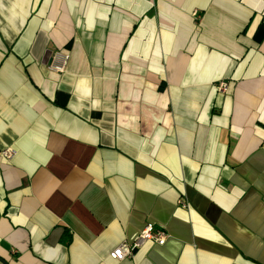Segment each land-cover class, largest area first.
<instances>
[{
    "label": "crops",
    "instance_id": "0c3cea01",
    "mask_svg": "<svg viewBox=\"0 0 264 264\" xmlns=\"http://www.w3.org/2000/svg\"><path fill=\"white\" fill-rule=\"evenodd\" d=\"M6 149L0 264H264V0H0Z\"/></svg>",
    "mask_w": 264,
    "mask_h": 264
},
{
    "label": "built area",
    "instance_id": "2783aa9c",
    "mask_svg": "<svg viewBox=\"0 0 264 264\" xmlns=\"http://www.w3.org/2000/svg\"><path fill=\"white\" fill-rule=\"evenodd\" d=\"M195 20L199 21L200 15L198 13L194 14ZM68 55L64 52H54L51 55L50 62L47 65V70L55 74H63L66 70L68 64ZM217 91L219 93H224L228 90V83L226 81H220L216 85ZM0 155L6 159L13 158L14 151L6 149L0 151ZM167 240V235L165 232L151 223L143 228L136 240L131 243H123L112 251L111 256L117 261H123L129 259L133 256L134 252L141 248L145 243L152 242L156 245L163 246Z\"/></svg>",
    "mask_w": 264,
    "mask_h": 264
}]
</instances>
